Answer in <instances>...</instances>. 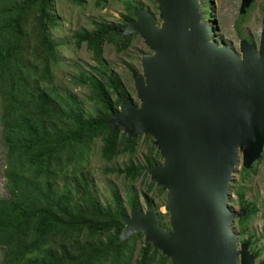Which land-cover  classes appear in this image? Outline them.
Returning <instances> with one entry per match:
<instances>
[{"label": "trees", "instance_id": "trees-1", "mask_svg": "<svg viewBox=\"0 0 264 264\" xmlns=\"http://www.w3.org/2000/svg\"><path fill=\"white\" fill-rule=\"evenodd\" d=\"M55 1L0 0V126L11 194L8 199L0 198L1 264H131L137 244L142 246L136 264H172L160 251L145 247L143 233L121 240L119 233L129 216L127 207L143 211L137 194L128 195L125 201L113 191L112 203L104 204L81 173L100 142V151L109 162L129 154V163L109 171L130 182L147 177L149 167L161 164L163 158L153 137L140 134L130 138L122 128L110 124L112 113L119 111L118 98L129 94L121 78L107 68L94 67L96 74L87 82L74 79L89 86L94 113L83 111L72 98L57 91L61 56L60 45L53 38L58 27ZM72 1L83 5L85 0ZM107 1L97 0V6L104 9ZM125 8L127 14L121 22L96 21L91 31H75L72 38L77 50L87 45L101 61L107 45L117 54L128 51L137 35L121 34L139 6L127 1ZM142 138L148 150L144 163L134 158ZM68 164L73 165L74 174L82 176L76 195L58 186ZM255 165L243 171H255ZM231 184L230 192H235L246 211L239 221L246 225L256 206L246 202L244 188ZM145 185L149 192L155 187ZM157 192L155 199L160 201L165 191L157 188ZM144 197L147 207L154 209V198L148 193ZM168 217L161 215L159 224L170 228ZM247 242L249 254L264 264L261 253L254 249L257 241L251 242L249 237Z\"/></svg>", "mask_w": 264, "mask_h": 264}, {"label": "water", "instance_id": "water-1", "mask_svg": "<svg viewBox=\"0 0 264 264\" xmlns=\"http://www.w3.org/2000/svg\"><path fill=\"white\" fill-rule=\"evenodd\" d=\"M156 2L161 24L135 8L121 34L140 36L152 55L134 76L140 105L119 97L110 124L154 138L163 162L147 173L166 192L170 228L151 207L133 209L119 236L143 233L172 264H255L248 243L239 249L233 223L246 211L230 209L229 191L239 157L250 169L264 152V31L259 48L244 40L238 53L214 41L199 0Z\"/></svg>", "mask_w": 264, "mask_h": 264}, {"label": "rangeland", "instance_id": "rangeland-1", "mask_svg": "<svg viewBox=\"0 0 264 264\" xmlns=\"http://www.w3.org/2000/svg\"><path fill=\"white\" fill-rule=\"evenodd\" d=\"M127 1L137 4L139 8L151 13L157 24L162 23L159 5L152 0H108L104 9L97 6V0H85L83 5L74 4L72 0L55 1L58 27L53 31V38L60 45L61 56L60 63L57 65L55 88L60 94L72 98L83 111L89 114L94 113L96 106L90 99L89 86H83L78 81L87 82V78L95 76L96 73L93 68L98 66L105 67L110 73L119 76L134 104L136 106L140 105L135 89L134 76L143 77L142 58L145 55H152L140 36H135L133 46L121 54H117L112 45H107L102 61L95 58L87 45H83L81 49L77 50L75 41L72 38L73 33L80 29L93 30L96 21L121 22L124 18L123 15L127 14L125 8ZM199 1L201 3L199 12L203 17L202 22L218 31L214 41L219 46L225 45L231 47L235 52L241 53L242 41L247 40L248 43L259 48L262 31H264V0H255L250 10H246V12L243 11L244 0ZM242 16H245L244 21H242ZM74 79L78 81H74ZM102 143L100 142V145L93 149L92 159L83 163V169L81 170V173L91 183L95 195L104 204H111L113 191H117L125 201H127L128 195L136 193L142 209L145 211L147 204L144 194L148 193L150 198H154L155 212L160 216L166 215V192L161 194L159 201V199H155L158 194L157 186L149 192V186L145 185L152 183L149 175L130 182L125 180L124 176L109 171L111 167L117 165L124 167L129 163L130 156L129 154L119 155L109 162L100 151ZM147 151L144 146V138H142L134 156L135 160L144 163ZM258 161L255 165V171L244 172L243 157H239L232 182L237 183V188L239 186L244 188L246 201L253 202L257 211L246 222V225L245 222L242 224L239 221L241 218H237L233 223V229L236 234L241 236L239 239L240 250L243 244L248 243L247 240L250 237L251 242L257 241V246H254V249L258 250L261 253V259H264V152L262 158ZM72 167V164H68V172L66 176L58 181V186L60 189H70L76 195L77 184L79 179L82 180V176L80 173L74 174ZM6 169L7 160L0 126V198L2 199H8L11 196ZM230 191V209L233 212H240L242 209L238 197L234 191ZM127 213L131 214L129 207H127ZM167 222L169 223V217ZM165 228L169 229L166 226ZM242 230L245 231L244 236L241 235ZM141 246V244L136 245L131 264L137 263ZM254 261L255 264L259 263L258 259Z\"/></svg>", "mask_w": 264, "mask_h": 264}, {"label": "flooded vegetation", "instance_id": "flooded-vegetation-1", "mask_svg": "<svg viewBox=\"0 0 264 264\" xmlns=\"http://www.w3.org/2000/svg\"><path fill=\"white\" fill-rule=\"evenodd\" d=\"M217 33H218V31L217 30H215V34H214V38H216V35H217ZM131 101H132V103L134 104V102H133V100H132V98L129 96L128 97ZM135 105V104H134ZM136 106V105H135ZM246 200V199H245ZM246 202H248V201H246ZM231 203V202H230ZM229 203V204H230ZM248 203H253V202H248ZM239 235V239H240V234H238Z\"/></svg>", "mask_w": 264, "mask_h": 264}]
</instances>
